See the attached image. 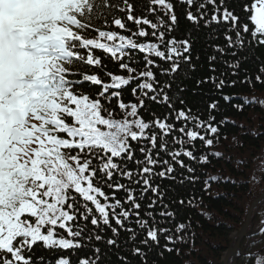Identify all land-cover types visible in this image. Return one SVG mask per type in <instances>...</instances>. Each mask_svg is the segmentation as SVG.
Segmentation results:
<instances>
[{
	"label": "snow or ice",
	"instance_id": "snow-or-ice-1",
	"mask_svg": "<svg viewBox=\"0 0 264 264\" xmlns=\"http://www.w3.org/2000/svg\"><path fill=\"white\" fill-rule=\"evenodd\" d=\"M150 2L159 6L170 23L166 24L159 16L156 22L146 16L135 17L133 5L123 0L124 6L119 7V11H127V20L135 23L137 31L123 35L97 28L96 38H85L81 33L92 26L93 17H106L104 10L113 7L109 0H0V264H33L31 250L37 243H42L46 250H71V253L59 255L54 262L39 257L36 264H72L70 256L76 255L77 249L86 247L93 239L104 240L95 231H104L101 224L109 227L113 234L106 240L109 247H119L115 237L120 231L129 233L127 242L133 245L132 254L140 256L142 264H147L146 250H151L149 242L159 247L160 236L166 240L159 253L161 257L164 252L175 251L179 255L180 250L170 245L187 242L181 233L191 227V221L179 223L174 229L175 235L168 234L173 229L160 226L168 224L169 218L174 221L176 213L164 202L166 190L162 191L155 179L158 177L162 181L171 177L175 180L172 175L176 171L174 165H179L189 174L182 175L180 183L195 184L196 169L180 157L196 161L194 142L200 140L205 147H211L213 138L219 139L220 127L235 122L225 119L217 124L214 115H208L205 120L191 107L175 108L174 101L178 98L169 95L172 80L160 85L152 70L160 65L151 57L170 64L169 68H161L162 76L172 77L182 63L195 71L191 51L193 40L189 38L190 34L182 39L171 36L177 16L169 0ZM195 2L180 0L189 9ZM207 4L213 7L210 17ZM243 10L251 13L247 19L253 26L247 43L264 45V0H252ZM148 11L154 13L155 8ZM197 13L188 10L187 20L193 24L202 20L205 28L213 24L229 25L223 30L226 46L211 45L213 54L207 57L211 75L196 80L197 87L211 83L216 91L222 92L225 87L237 84V80L226 77L237 76L241 63L239 58L229 61L223 57L229 55V49L232 57L244 49L249 24L241 23L234 10L226 6V0H219V3L204 0ZM112 24L128 31L125 21L118 16L112 19ZM141 25L152 29L153 40L137 42L134 39L149 35ZM104 26L109 27L106 18ZM82 49L87 51L86 56ZM93 49L102 50L119 62V68L126 70L127 76L107 72L110 82L106 83L97 74H82L76 68L77 62L94 67L102 65ZM136 50L144 54V67L140 70L131 66L139 63L132 54ZM196 59L199 60L198 55ZM218 61L232 71L217 73ZM259 72L264 73V65ZM77 76L82 78H71ZM250 79L246 76L239 83H249ZM134 80L140 81L131 90L133 97L139 91V103H125L121 89ZM256 81L264 82L260 75L256 76ZM85 82L101 87L95 97L77 89ZM185 90L179 88L180 92ZM114 98L121 118H116L115 110L105 106L111 105ZM146 99L157 104L162 102L171 111L163 118L153 113L154 119L146 121L139 111L145 107ZM222 99L228 102L234 97L224 94ZM179 103L184 105L185 101L179 98ZM234 107L242 110V106ZM208 108L210 112L217 110L218 101L213 100ZM69 118L71 122H68ZM175 132L180 135H173ZM169 136H172L171 144L167 139ZM130 141L148 142L139 147L142 160L135 159V149ZM161 153L167 158H162ZM220 155L217 152L202 154L199 163L206 164L209 156L219 158ZM94 160L99 161L98 166L94 165ZM129 161H134L138 168H127ZM157 167L159 172L155 171ZM114 174L128 183H121L120 179L113 182ZM212 179L220 180L219 177ZM222 182L235 183L227 178ZM105 188L111 190L110 195ZM121 191L126 193L123 199L116 195ZM72 192L79 195V201ZM149 192L152 197L141 216L142 201ZM178 203L183 205L185 201L180 199ZM188 203L192 205L191 200ZM158 207L160 210L156 211ZM89 216L93 232L86 235V228L77 221H87ZM113 220L118 227L112 226ZM133 223L135 227H132ZM57 229L64 230L67 236ZM141 232L144 236L137 244ZM192 235L194 237V233ZM118 258L127 264L126 257ZM100 259L101 249L94 246L87 257L78 259L77 264H100ZM256 264H260L259 258Z\"/></svg>",
	"mask_w": 264,
	"mask_h": 264
},
{
	"label": "trees",
	"instance_id": "trees-1",
	"mask_svg": "<svg viewBox=\"0 0 264 264\" xmlns=\"http://www.w3.org/2000/svg\"><path fill=\"white\" fill-rule=\"evenodd\" d=\"M129 3L133 5L132 15L135 17H147L149 20L156 22L157 17H162L165 20V23H170L168 16L159 8V6L151 5L150 0H128ZM174 6V12L177 16V23L175 25L174 31L171 33V36H175L177 39H182L186 36H189L193 40L192 44V63L196 65L195 71H191L187 65L181 64V68L172 77L162 76L160 74L161 68H169L170 64L160 60L156 57H151L160 65V68H153V72L156 75L157 81L160 82L162 86L165 82L172 80L173 87L170 96H175L178 99L174 101V106L176 109L181 107L188 108L191 107L193 112L200 115L201 119H207L208 115H214L216 117L215 123L219 124L221 120L234 121V124H225L220 127V132L218 134L219 139H214V144L211 147H205L203 142L196 140L194 154L197 156L196 161H189L187 158L181 156L180 159L185 161V164H191L195 169V175L197 181L195 184L185 181L183 184L180 183L181 176L189 175L185 169H181L179 165H174L176 171L172 174L176 177L173 180L171 177L165 180H160L158 177L155 179V183L161 185V189L166 190V195L164 202L169 204V210L175 211L176 217L172 221L169 218L170 222L168 224L160 225L161 227H169L174 229L179 223H187L191 221V227L186 229L182 235H185V243H177L174 246L176 249L180 250V254L177 255L175 251L169 253L164 252L163 257L159 253L163 250V246L166 243L164 236L159 238V247L152 245V242H149L151 250L147 252V264H221L220 254L226 249L225 242H221L222 239L229 238L231 231L232 223L239 222L244 217V212L247 210L251 202L246 204H241L239 200L240 195H244L249 191V187L246 184L247 174L245 171L249 168L250 162L252 159L257 157L261 152V148L264 142V82H257L256 76L260 75L261 81H264V73L259 72V68L264 65V45H259L253 42L251 45L247 43V40L251 39V30L253 26L251 22L247 19L250 16V12H245L244 5L248 4L249 6L252 3V0H226V6L230 10H234V13L240 17L241 23L249 24V33L245 34L246 44L244 49L238 51L236 57L230 55L231 49L228 50L229 55L224 56V60H235L239 58L241 60L240 67L238 69L237 76H227V80H237V84L234 87H225L222 92L215 90L213 84H201L199 87L196 85L197 79H203L204 77L210 76L211 73L208 71L209 64L207 57L213 54L211 45L218 44L221 46H226L227 41L224 40V29L228 28L229 25L220 24V25H211L209 28L204 27V21H199L198 24H193L188 21L186 18L187 11L191 10L194 14L197 13V8L200 3H203L204 0H196L191 9H189L186 3H180V0H169ZM109 3L113 5L110 9H105L106 17H101L97 19L93 17L92 26L81 34L85 38H96L98 36L95 29L99 28L100 30L106 31H117L123 35H131L133 31H137V26L135 23L127 20V11L120 12L119 7H123V0H109ZM219 3V0H217ZM149 8H155L154 13H150ZM208 17L211 16L213 7L210 4L206 5ZM120 17L125 21L126 28L128 31H122L112 24V19L114 17ZM105 18L108 21L109 27L104 26ZM148 32L146 38L134 37L137 42H145L146 40H153L151 35L152 29L148 26L141 25ZM216 30V31H214ZM235 37V33H232ZM169 38L166 36V39ZM163 50V49H162ZM82 53L86 56L87 51L81 50ZM93 53L96 56H99L102 61L100 67L88 66L86 64H80L77 62L76 68L82 74H97L102 80L106 83L110 82V77L106 75L107 72H111L117 75L127 76L126 70H121L119 68V62L114 61L110 55L105 54L102 50L93 49ZM134 59H137L139 63L133 64L131 66L137 67L138 70L143 69V53H139L138 50L133 53ZM197 55L199 60L196 59ZM219 57V53H216ZM217 73L221 71L231 72V69L225 68L224 64L221 62L216 63ZM246 76H250L249 83H239L240 80L245 79ZM73 79H81V76L71 77ZM139 80L132 81L128 86L121 89L122 98L125 103L131 101L139 103V91L136 97L132 95V88L135 87ZM184 87L186 90L180 92L179 88ZM78 90H82L85 93L91 94L93 97L101 90V87L98 85H92L89 82H85L77 86ZM227 94L233 96L234 99L231 101L225 102L222 99V96ZM149 95H152L149 93ZM179 98H182L185 101L184 105L179 103ZM218 101V108L215 111H211L208 108V105L213 101ZM111 109L115 110L116 118H121L122 114L119 109L116 107L115 98L112 101L111 105H105ZM242 106V110H238L237 107ZM140 114L146 121L154 119L152 115L160 116L163 118L164 114L171 111L167 105L164 103L157 104L149 99L145 100V107L140 109ZM106 115V114H105ZM68 122H71L70 118ZM172 122V121H170ZM190 127L192 125H189ZM180 125L177 124V128ZM159 132L158 129H153ZM259 135H256V134ZM173 135L179 136L178 132L173 133ZM169 143L171 144L172 136L168 138ZM133 148L135 149V159H143V156L139 152V147L141 143L148 144L147 141L141 142H131ZM235 144V153L234 157L230 159L223 155L222 153H229L228 147H232V144ZM188 147V145H185ZM157 150H159V141L157 143ZM218 151V152H217ZM217 152L220 153V157L209 156V161L206 164L199 163V157L205 153ZM155 155V153H154ZM162 158H167L164 153H161ZM227 157L228 159H226ZM170 159V158H169ZM240 160H243L244 163H239ZM118 163H123L121 160H117ZM260 161H258L259 163ZM94 165L98 166L99 161L94 160ZM221 168V170L216 171V168ZM127 168L136 170L138 166L134 161L127 162ZM211 170L208 174L207 171ZM155 171L159 172L160 168L157 167ZM221 172V175L228 176L229 181H235V183H224L222 182L225 178H221L217 175ZM100 173H97V176L100 177ZM213 177H219L220 180H213ZM117 179H120L118 174H114L113 182ZM135 179V177H134ZM121 183L127 184L128 181L120 179ZM207 189V190H205ZM105 191L110 195L111 190L105 188ZM72 195L77 197V200H80L78 194L72 192ZM117 198L123 199L126 196V193L121 191L116 193ZM152 197V193L149 192L148 195L142 201L141 216L144 215L145 205L149 202V198ZM194 197V198H193ZM183 199L185 203L183 205L179 204L178 201ZM192 201L190 206L188 201ZM236 200V201H234ZM234 201V202H233ZM103 202V201H102ZM82 203V201H81ZM245 206L244 209L241 207ZM89 206L91 204L89 203ZM126 207H128L126 205ZM159 207L156 211H159ZM83 211V209H81ZM119 211V210H117ZM229 211L236 213L237 218H233ZM93 213L95 214L94 208ZM214 215L220 216V221H216ZM157 219H161L157 216ZM228 221V222H227ZM82 226L86 228V235H90L93 232V226L91 225V216H89L87 221H77ZM218 222H227L221 224ZM113 227H118L115 225V221L111 222ZM127 226V225H126ZM132 227H135V224H132ZM100 228H103L104 231L101 233L100 229H95L97 234H101L104 237V240L97 242L94 239L84 248L77 249L76 255L70 256L72 264H77V261L81 257H87L91 252V249L99 247L101 249V259L100 264H123V261L118 257H126L127 264H142V259L140 256L132 254V243L127 242L129 233L125 231H120L119 235L115 237L119 242V247H109L106 244V240L113 236L111 229L107 226L100 225ZM58 232L67 236V233L62 229H57ZM194 233V237L193 234ZM167 235V234H166ZM144 233L141 232L137 237L136 243H139V240L142 239ZM223 246H221V244ZM260 242H253L248 246L247 250L254 249ZM71 250L61 251L56 250L55 252L51 250H46L43 248L42 243H37L31 250V255L33 258V264H36V260L39 257H43L45 260H51L54 262L59 255H70ZM26 255L28 253H25ZM255 254L248 253L240 258L242 262L237 264H256L252 257L254 258ZM10 258V255H9ZM261 264H264L262 261Z\"/></svg>",
	"mask_w": 264,
	"mask_h": 264
},
{
	"label": "rangeland",
	"instance_id": "rangeland-1",
	"mask_svg": "<svg viewBox=\"0 0 264 264\" xmlns=\"http://www.w3.org/2000/svg\"><path fill=\"white\" fill-rule=\"evenodd\" d=\"M264 134V130L262 131ZM235 144H232V147H228V150L230 151L229 153L225 152L222 153L223 155L227 156L229 159L230 157H234L235 153ZM218 152V151H217ZM225 157L226 159H228ZM258 161H260L258 163ZM221 170V168H216V171ZM211 170H208L207 173L209 174ZM245 174H247V180L246 184L249 187V191L244 194L240 195L239 203L241 204H246L248 202H254L258 198L264 195V142L261 148V152L259 155L255 158L252 159V162H250L249 168L245 171ZM219 176L221 178H227L228 176H222L221 172L218 174H214L213 176ZM236 201V200H234ZM233 201V202H234ZM251 205V204H250ZM247 207V205H242L241 207L244 209V207ZM249 209V208H248ZM248 209L244 212V217L242 220L240 218L238 219L236 213H233L229 211V214L237 219L240 220L239 222L232 223L231 226V231L229 234V238L222 239L221 242H225V250L220 254V262L223 264L224 257L226 252L234 245L236 242V239L240 233V231L243 229L244 226V236L238 241L237 244V253L235 260H233V252L230 254L229 257L230 263L232 264V261L234 264H237L242 262L240 260L241 257L244 255H247L248 253L255 254L254 258L252 257L253 261L256 263L257 258L260 259V264L263 261L264 262V232H261V229H264V197H262L256 204L255 206L251 209L250 213L248 214L249 216L246 219V214ZM216 221H220V216L214 215V218H212ZM228 222V221H227ZM227 222H218L221 224H225ZM253 242H260L254 249L252 250H247L248 246L251 245ZM221 246H223L222 243H220ZM228 261V260H227ZM226 261V263H227Z\"/></svg>",
	"mask_w": 264,
	"mask_h": 264
},
{
	"label": "water",
	"instance_id": "water-1",
	"mask_svg": "<svg viewBox=\"0 0 264 264\" xmlns=\"http://www.w3.org/2000/svg\"><path fill=\"white\" fill-rule=\"evenodd\" d=\"M262 197H264V195L263 196H261L260 198H258L257 200H255L254 202H252L251 203V205H250V207H249V209H248V211H247V214H246V219H247V217L249 216L248 214L250 213V211H251V209L255 206V204L262 198ZM243 229H244V226H243ZM241 230L240 231V233H239V235H238V238L236 239V242L234 243V245L226 252V254H225V257H224V261H223V264H226V260H227V258H228V256L232 253V252H234L235 250H237V244H238V241H240V239L244 236V230Z\"/></svg>",
	"mask_w": 264,
	"mask_h": 264
},
{
	"label": "bare ground",
	"instance_id": "bare-ground-1",
	"mask_svg": "<svg viewBox=\"0 0 264 264\" xmlns=\"http://www.w3.org/2000/svg\"><path fill=\"white\" fill-rule=\"evenodd\" d=\"M230 259H231V257L228 258L227 264H230Z\"/></svg>",
	"mask_w": 264,
	"mask_h": 264
},
{
	"label": "clouds",
	"instance_id": "clouds-1",
	"mask_svg": "<svg viewBox=\"0 0 264 264\" xmlns=\"http://www.w3.org/2000/svg\"><path fill=\"white\" fill-rule=\"evenodd\" d=\"M262 259H264V258H262Z\"/></svg>",
	"mask_w": 264,
	"mask_h": 264
}]
</instances>
